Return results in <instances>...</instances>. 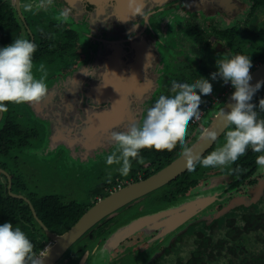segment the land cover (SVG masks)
Returning a JSON list of instances; mask_svg holds the SVG:
<instances>
[{"label": "flooded vegetation", "instance_id": "obj_1", "mask_svg": "<svg viewBox=\"0 0 264 264\" xmlns=\"http://www.w3.org/2000/svg\"><path fill=\"white\" fill-rule=\"evenodd\" d=\"M228 1L162 0L160 3L158 0H145L147 23L137 16L125 24H118L116 17L111 16L113 8L101 13L94 4L85 1L73 5L65 0L57 4L54 0L55 6L45 9L38 8L40 0H0V48L11 44L16 38L34 42L37 45L33 56L34 75L39 78L43 74L39 71L41 64L48 73V94L45 99L39 103H7L8 111L0 113V178L5 181V184L0 181L2 188L11 197L27 203L32 214L31 205L36 211L32 196L15 188L13 172H23V162L17 152L41 137L38 129L40 124H46L49 130L41 148L38 147L44 155L61 149L72 161L82 165L84 171L90 170L91 162L93 165L97 163V168L102 166L101 171L115 165L106 164V157L115 150L110 133L125 130L133 121H142L147 109L154 105L163 92L164 86L176 80L174 67L183 49L188 46L187 39H197L193 35H199L193 45H201L202 48L205 44L206 66L214 57L217 60L245 53L252 56L254 49L262 42V36L250 33L248 29H252V24H246V20L225 28L223 32H229L223 39L214 34L217 29L215 26L203 31L202 27L189 22L182 25L180 20L174 25L175 18L196 13L201 17L204 15L207 20L220 17L224 11L229 12ZM25 4H32L33 9L25 10ZM63 9H71L70 19L60 17L59 13ZM133 24L139 26L133 28ZM182 34L187 37L182 38ZM209 36L212 39L217 36L218 43H221L219 46L223 44L224 48L211 50L213 43L209 42ZM169 38H172L173 43L169 44ZM236 43L242 44L243 49L236 50ZM162 46L171 48L168 51L172 52H164ZM233 47L237 52L228 55ZM200 49L201 53L203 48ZM193 66L188 65V69L192 76H196L192 73ZM205 72L210 73L209 70ZM228 88L225 91L223 88L221 91L218 89L216 96L209 95L220 99L211 107L204 108L206 111L199 122L190 123L186 137L188 146L202 133L200 130L206 118L213 120V113L221 109L234 89ZM204 104L205 101L200 105L201 110ZM16 105L26 113V116H22L23 124L15 109ZM7 130L12 132V136L4 137ZM225 132L203 157L225 143ZM149 150L153 149H142L140 153L151 152ZM258 155L261 153L249 148L244 156L223 168H205L197 164L195 171L187 170L160 188L163 189L161 195L151 199L158 189L142 198L143 203H163V208L157 211L162 212L172 209L165 207L183 197L213 189L216 194L214 198L193 202L190 208L181 211L184 218L176 225L161 228L147 226V231L138 230L117 243H110L108 239L116 229L149 213H144L146 207L132 212L142 200L138 199L124 207L125 211L133 207L130 213L121 218L126 220L115 225L118 222L114 216L116 213L107 217L55 264H94L98 252L102 251V247L104 250L103 244L106 252L110 250L115 256L102 259L103 264H264V167L256 164ZM237 168L239 171H234ZM143 176L138 180L145 179ZM131 182H135L134 179ZM179 182H187L190 189L179 192ZM11 193L26 197L30 203ZM21 218L20 222L29 224L27 218ZM33 219L37 222L34 214ZM163 219L165 223L172 216L168 214ZM190 221L196 223L189 226ZM104 224L107 230L100 233ZM35 234L44 243L43 251L46 252L53 242L43 229ZM83 242L94 243L88 249V245Z\"/></svg>", "mask_w": 264, "mask_h": 264}, {"label": "clouds", "instance_id": "obj_2", "mask_svg": "<svg viewBox=\"0 0 264 264\" xmlns=\"http://www.w3.org/2000/svg\"><path fill=\"white\" fill-rule=\"evenodd\" d=\"M53 3L54 0H40L38 8L46 9ZM127 7L130 16H139L147 23L144 0H127ZM24 8L31 11L33 5L25 4ZM70 11L63 9L59 15L67 20ZM130 16L128 20L120 21L128 22ZM138 26L133 24V28ZM36 51L37 45L25 38H16L11 44L0 48V113L8 111L7 103H39L46 98L48 73L41 64L39 71L43 74L39 78L34 75L33 56ZM216 66L218 71L211 74L212 80L219 77L224 84L230 82L235 89L231 95L234 103L229 105L230 110L225 111L224 108L218 114L230 129L225 132V143L221 147L201 159L199 155H193V148L186 141L190 123L199 121L202 116L201 95H210L213 85L203 77L192 83L172 81L170 91L173 95H160L154 105L147 109L142 121H133L125 130L110 133L115 150L106 157V164L120 165L118 172L126 177L130 174L133 160L144 163L140 155L142 149L171 152L179 144L189 171H195L197 164L205 168L229 166L244 156L249 148L261 153L256 157V164L264 167V118H258L256 111L258 107L264 112V98L259 100L258 105L252 102L264 81L254 86L250 83L253 65L247 55L219 58ZM201 135L209 141L217 139L215 130L204 129ZM34 249L35 245L19 226L14 227L8 222L0 225V264H43L44 257H38Z\"/></svg>", "mask_w": 264, "mask_h": 264}, {"label": "rangeland", "instance_id": "obj_3", "mask_svg": "<svg viewBox=\"0 0 264 264\" xmlns=\"http://www.w3.org/2000/svg\"><path fill=\"white\" fill-rule=\"evenodd\" d=\"M250 4H251L250 0H233V1L229 0L228 1V5H230L229 12L224 11L220 17L215 16L213 20L211 19L207 20L205 19L204 15L203 17H201L200 14L196 13L193 16L189 15L188 17L187 16H181L179 18L177 17L173 22L174 25L179 20L182 25H184L186 22L187 23L189 22L192 23L194 26L196 25L202 27L203 31L204 29H208L215 26L217 29H215L214 34L217 36H218V32H223L225 28H230L233 23L237 22L240 24L244 20H248V24H249L250 20L248 18H251L252 23L258 24L260 27H263L264 9L257 10L252 17H249L248 12L250 9L249 8ZM53 5L55 6V4ZM187 25L188 24H186L183 28H185ZM217 36L215 39H212V36H209L208 38L209 42L213 43L211 50H215V49L218 50L219 47L220 49L224 48L222 47L223 44L219 46V44L221 43H218L219 40L217 39ZM185 37H187V35L182 34V38ZM192 37L198 39L199 35L196 34V36L193 35ZM197 39L196 40L187 39L188 46L186 47V49H183L180 60L176 62L178 64L174 67L175 79H176L175 81L179 83H182V81H187V83H192L198 78L203 77L213 85V91L210 95L216 96L217 94L216 91H218V89L219 91H221V88H223L225 91L226 88L230 86V83L224 84L223 80L219 77H217L216 80H212L211 74L213 72L218 71V68L216 66V61H217L216 57H214L213 61L210 62L208 66H206L207 57L205 53V49H206L204 46L205 44H203L202 46L203 51H201L200 53L198 49L201 48V45H196V46L193 45L195 42H197ZM167 41L169 42V44L173 43L172 38L167 39ZM241 45L242 44L236 43V50H240L241 47L243 49V45L242 46ZM261 45L263 44L260 43L258 47L254 49L255 51L253 52L252 56H254V54H257V52L260 53L259 48ZM169 49L171 48L163 47L162 50H164V52L166 53L172 52V50L168 51ZM236 50L235 47H233V51H231L228 55L232 53L235 54L237 52ZM188 65L189 67L193 66L192 68L194 70L192 73L197 74L196 76L191 75L190 73L191 70L188 69L189 68ZM205 70H209L210 73L209 74L206 73ZM171 83L172 82L169 81L164 86L161 95L162 94L169 96L173 95L170 91ZM197 93L200 94L198 90ZM202 101L204 102V100ZM15 109L18 112L19 119L22 122V118H23L22 116L23 115L26 116V113L23 112L24 110L22 109V107H19L18 105L15 106ZM216 112L217 111L213 113V117ZM211 121H212L211 119L206 118L205 122H203L204 124L200 132L201 131L203 132V130L209 126ZM23 123L24 122H22V124ZM38 127L41 137H39L38 140H33L26 149H22L17 152L18 153L17 156L20 158V161L23 162L22 165L24 168H21L22 169L21 171L23 172H13L15 179L14 180L15 188H18L21 191L26 192L29 196H32L33 201H37V199L40 197H44L49 194H54V195H58L63 202L77 201L79 203L88 206L94 202L93 199L98 200L99 198H103L112 191L116 190L119 186L131 182V180L134 179L135 177L141 178V176H143L144 170L153 162V159L150 158L149 156L148 157L146 156V158L143 157L144 163L142 164L137 163L135 160H133L130 174L126 177L120 175V173L118 172V168L120 167V165H116V164L113 165L112 167H105L101 171L102 166L97 168L96 166L99 165L97 163L93 165V163L91 162L92 166L90 167V170L84 171L82 165L72 161L68 157V154L62 151L61 149L52 152L49 155H44L42 151L39 152V148H41L40 146L43 144L44 138L47 135V133H49V130L48 127H46V124L44 125L40 124L38 125ZM140 154H144V153H140ZM109 176H110V181H109ZM0 181L1 183L5 184L4 179L0 178ZM162 193H163V189L158 190L153 195H151L152 196L151 199H153L156 195H161ZM214 195L216 194L213 191V189H208L203 194H196V195L183 197L178 202L176 201L173 204L167 203L168 206L165 205L166 206L165 208H173V207L175 208L177 206L184 205V203L186 204L189 202H193L196 199L198 200H202L204 198L212 199L214 198ZM143 201L144 200L142 199L140 203L136 205L137 209L132 212L140 211L142 207H146L144 213L149 212L147 215H151V213L154 214L155 212L163 208L161 205L163 203H158V202L148 203L149 201L143 203ZM234 203L236 204L237 201H234ZM132 209L133 207L130 210L125 211L124 208L123 210L116 213L114 216L117 217L115 220L118 222L115 225H119L122 222V220L123 221L126 220V219L121 220V218H123V215L130 213ZM195 223H196L195 221H190L188 224L190 226L191 224H195ZM109 227L111 226L109 225ZM115 227L116 226H114V228ZM145 230L147 231V229ZM85 242H83L82 244H86ZM87 243L88 244L86 245H88V249H89L90 244L94 242H87ZM141 244H145V243L142 242ZM103 246H104V250L103 247H102V251L99 250L101 252H98L97 259L95 260L94 264H103V262H101L102 259L106 260L115 257L110 250L106 252L105 244H103Z\"/></svg>", "mask_w": 264, "mask_h": 264}, {"label": "water", "instance_id": "obj_4", "mask_svg": "<svg viewBox=\"0 0 264 264\" xmlns=\"http://www.w3.org/2000/svg\"><path fill=\"white\" fill-rule=\"evenodd\" d=\"M59 4L64 0H55ZM68 4L77 5L80 2H86L94 4L98 11L104 12L107 8H113L114 13L111 16L116 17V23H127L120 20H128L130 13L127 7V0H65ZM155 1V0H153ZM162 3V0H158ZM145 3V0H144ZM110 6V7H109ZM110 16V15H109ZM137 16H130L129 20L136 19ZM119 19V20H118ZM252 80L250 83L254 86L259 81H264V62L258 64L252 71ZM233 91L224 101L221 109L216 113L213 120L209 126L205 129L215 130L217 133V139L215 141H209L207 138L202 137V133L199 137L190 145L193 148V155H199L200 158L205 155V153L211 149L214 143L221 137V135L226 131L227 127L223 120L219 119L218 114L222 109L225 108V111L230 110L229 105L234 103L231 100V95ZM188 170L186 158L183 155V152L175 158L172 162L167 164L165 167L161 168L157 172L153 173L145 179H140L135 182H131L123 187H120L108 195L104 196L102 199H99L91 207H89L86 212L78 219V221L72 225L68 230L59 234L57 232L51 231L45 223L38 218L34 207L31 205L33 214L44 230L48 238L53 242V244L42 254L40 258H43V264H55L60 258H62L65 253L81 238H83L89 231H91L97 224L102 222L107 217L114 215L115 213L121 211L129 205L130 203L142 199L147 196L149 193H152L165 185L169 184L171 181L182 175ZM6 173V172H4ZM7 174V173H6ZM11 183V181H10ZM12 196L26 200L28 203L30 201L18 194L11 193ZM203 200V199H202ZM195 201H200L196 199ZM195 201H193L195 203ZM184 203V205L177 206L170 209L169 211L157 212L151 215H143L137 219L130 222L128 225L119 228L113 232L108 241L110 243H117L123 238L127 237L130 234L138 230L145 229L147 226L151 225L156 228H161L165 226L172 227L176 225L180 220L184 218V215H181V211L190 208L194 203ZM201 203V202H199ZM171 214L172 219H167L168 221L164 223L163 217Z\"/></svg>", "mask_w": 264, "mask_h": 264}, {"label": "trees", "instance_id": "obj_5", "mask_svg": "<svg viewBox=\"0 0 264 264\" xmlns=\"http://www.w3.org/2000/svg\"><path fill=\"white\" fill-rule=\"evenodd\" d=\"M251 3V12L249 13V17H252L257 10L264 9V0H251ZM248 19L252 24V29H248V31L252 34H259V36H262L263 39L261 42V44L263 45H261L259 48L260 53L257 52L255 56H251L249 53L244 54L250 56L253 65L251 68L252 70L257 64L264 62V26L260 27L258 24L252 23L251 18ZM245 23L248 24V20H246ZM228 32L229 30L225 32H219L218 37L220 36V38L223 39L224 37H227ZM237 34L238 33H236V35ZM215 98L216 97L201 96V99L205 101V104L202 105V108L204 109L206 108V106L213 105ZM262 98H264V85H262L259 91L254 95L252 102L258 105L259 100ZM256 111L258 112V118H264V112H261L258 107ZM9 135L12 136V132L10 130H7L4 137H10ZM149 151L151 152L146 151L144 154H140L144 158H146V156H149L153 159L152 164H150L144 170L145 176H143V178H147L156 171L165 167L182 153V149L179 144H177L176 148L171 152H168L167 150L157 152L154 149ZM137 180L138 178L135 177L134 181ZM2 186L3 185H0V225L8 222L12 223L14 227L19 226L35 245L34 250L37 256H39L44 249V245L41 243V239L38 238L39 236L35 233H37L39 230H42V228L33 219V214L31 213L29 205L23 200L11 197L7 193V191L2 188ZM177 186V188H179V192L181 193L186 192L188 189H190L187 182H179L177 183ZM96 201L97 199L94 200V202ZM94 202L92 204H94ZM34 206L39 218L45 223V225H47V227L51 231L63 233L78 221V219L86 212L91 204L86 206L77 201L63 202L59 196L46 195L44 197L38 198L37 201H34ZM21 217L27 218V222L29 224L20 222V219H22ZM106 230L107 228L104 224L101 228L100 233H105Z\"/></svg>", "mask_w": 264, "mask_h": 264}, {"label": "built area", "instance_id": "obj_6", "mask_svg": "<svg viewBox=\"0 0 264 264\" xmlns=\"http://www.w3.org/2000/svg\"><path fill=\"white\" fill-rule=\"evenodd\" d=\"M228 90H232V87L230 86V87L228 88ZM219 99H220L219 97H216L215 100H214V102H213V105L216 104V103L218 102ZM209 107H211V106H207V108H209ZM201 111H202V116H203L204 113H205V111H206V109H202ZM202 116H201V118H202ZM200 120H201V119H200ZM200 120H199V121H200ZM199 121H195V120H193L192 123H196V122H199ZM43 253H44V251H42L38 257H41V255H42Z\"/></svg>", "mask_w": 264, "mask_h": 264}]
</instances>
